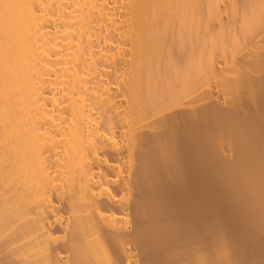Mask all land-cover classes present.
Instances as JSON below:
<instances>
[{
    "label": "bare ground",
    "instance_id": "obj_1",
    "mask_svg": "<svg viewBox=\"0 0 264 264\" xmlns=\"http://www.w3.org/2000/svg\"><path fill=\"white\" fill-rule=\"evenodd\" d=\"M0 264H264V0H0Z\"/></svg>",
    "mask_w": 264,
    "mask_h": 264
}]
</instances>
